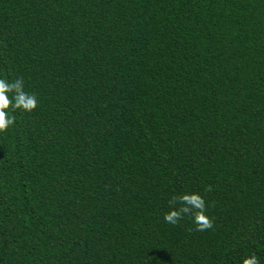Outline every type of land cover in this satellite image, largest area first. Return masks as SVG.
<instances>
[{"label":"trees","instance_id":"16d2710c","mask_svg":"<svg viewBox=\"0 0 264 264\" xmlns=\"http://www.w3.org/2000/svg\"><path fill=\"white\" fill-rule=\"evenodd\" d=\"M20 77L0 264H264V0H0ZM192 192L212 229L165 222Z\"/></svg>","mask_w":264,"mask_h":264},{"label":"clouds","instance_id":"9594fccd","mask_svg":"<svg viewBox=\"0 0 264 264\" xmlns=\"http://www.w3.org/2000/svg\"><path fill=\"white\" fill-rule=\"evenodd\" d=\"M9 93L13 95L10 97ZM37 106L36 95L29 94L24 90L23 77L17 78L13 82L0 78V132H6L15 123L16 118L14 115H9V109L13 112L22 109L31 113ZM205 191H211V187H207ZM168 203L171 208L164 215L166 223L176 225L185 216H191L196 225V231H206L214 227L213 220L206 215V201L198 192L174 195ZM242 264H259V259L253 253L244 258Z\"/></svg>","mask_w":264,"mask_h":264}]
</instances>
